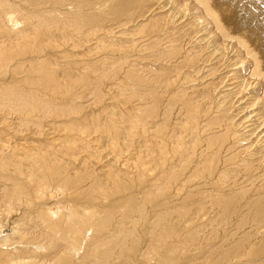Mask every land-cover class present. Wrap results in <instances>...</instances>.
I'll return each instance as SVG.
<instances>
[{"label": "bare ground", "instance_id": "1", "mask_svg": "<svg viewBox=\"0 0 264 264\" xmlns=\"http://www.w3.org/2000/svg\"><path fill=\"white\" fill-rule=\"evenodd\" d=\"M77 1L0 0V264L134 260L138 224L174 233L165 201L210 202L221 252L264 261V0H150L132 19L140 0H115L103 29Z\"/></svg>", "mask_w": 264, "mask_h": 264}, {"label": "rangeland", "instance_id": "2", "mask_svg": "<svg viewBox=\"0 0 264 264\" xmlns=\"http://www.w3.org/2000/svg\"><path fill=\"white\" fill-rule=\"evenodd\" d=\"M75 1H77V0H75ZM77 2L81 4L82 8H84L86 5H90L91 10L94 12H98V13L99 12H103V13L108 12V13H110L111 10H113L115 8L114 4L116 1L115 0H78ZM144 2H146L145 5H144ZM149 3H150V0H140L137 7L129 10L131 12L130 19L134 18V16H136V15H139V13L142 10H144L146 8V5H148ZM82 11H84V10H82ZM113 16H114V18H113ZM113 16H111V13H110V15L104 14L102 16L103 20L98 27L100 29H103L104 27L110 26L111 23H114V22L118 23V21L123 19V17L121 15L113 14ZM112 18H113V20H111ZM144 23H145V21H144ZM54 25H57V24H54ZM115 25H116V23L112 24L111 26H115ZM120 26H122V25H120ZM148 29L149 28L147 25V21L145 24L142 25V28H141V31H143L142 33H137L138 29H137V32H135V30L130 31L128 29H125L126 31H124L123 33L125 35L128 34V36L130 35V37H128L127 39H123V40L118 39L119 41H117V44H119V45L120 44L131 45L133 40L131 41L130 38L132 37V35L134 38L135 36H139V34L146 33L148 31ZM132 31L135 33H130ZM120 36H124V35H120ZM69 37L72 38L71 36H69ZM64 39L65 38L56 39V40H52V42L54 43L55 41H58V40L63 41ZM108 42L109 41L107 39L106 43L98 45L100 47L99 49H94V51H90V52L88 51L89 54H93V56H95V57H93V56H90V57H93V58H96L97 60H99L100 57L98 55H101V54L105 55V53H107V51L106 50L104 51V49H101V48L106 47L108 49V48L112 47L111 46L112 44H109ZM83 48L84 47H82L81 49H78V50L79 51L84 50ZM96 50H98V51H96ZM150 60H151V58L146 56V57L142 58L140 60V62L135 61V65L136 66H140V64L144 65L147 62H149ZM164 60H166V59H164ZM130 61H132V59L129 60V58H128V62H130ZM155 62H157V61H155ZM239 69L241 72H246V70H245L246 68L244 66L239 67ZM182 70L184 71L185 68L182 67L181 71ZM181 74H182V72L179 73V75H178L179 78H181V77L184 78L183 74L182 75ZM173 75H175V74H173ZM192 75L194 76V74L192 72L189 74H186L185 78L190 79L193 77ZM189 91H191V89ZM191 96L195 97V93ZM94 108H96V107H94ZM94 108H92V109H94ZM82 111H85V110H82ZM95 111H96V109H94L93 112H95ZM87 117L89 119V117H90L89 114L87 115ZM171 154H173V153H170V155ZM238 189H233V190H238ZM246 193L247 192H245L244 196L245 197L247 196V199H248L251 192L249 194H246ZM262 194H264V192H262L261 195ZM159 195L160 194L155 193V195L153 196V199H157L159 197ZM136 202H138V201H136ZM136 202H134V203H136ZM161 202H163V201H139V205L141 208H145L149 212L150 210H153L151 208H153L156 204H159ZM202 202H203V204H198V201H171V202L165 201L164 202V203H166L165 207L171 208V209L176 211L175 213L174 212L172 213L173 216L171 215L169 217L170 220H172L174 217V220L172 223H171V221H169L170 226H171L170 228L174 233L171 234V233L167 232L165 234V236L163 237L162 242L161 241L159 242L156 240H155V242L154 241L150 242L149 236L142 229H140V225L143 224V222H142V223L138 224L137 229H136L137 232L134 234L135 236L133 235L132 242L135 241V242H133V245L136 246L135 248L138 249L144 241V244L146 243V246H147V248H146L147 251L145 250L146 252H144V255L143 254L139 255L134 260H131L130 258L126 257V255L128 253L125 254L122 252L123 256L118 257V255H115L114 257H116V258H114V260L118 259L116 261H122V264H124V263L125 264H236L235 260L237 258L235 257V255L233 253L231 254V252H229L230 250H227L228 252H226L224 254H223L224 251L221 252V242H222L221 237L223 236V233H222L223 228H222V224L220 221V217H218L219 214L217 216V213L219 210H217L214 206L212 208L211 205L209 204L210 202H207V201H206V203L204 201H202ZM235 202L237 204H241L244 201H235ZM191 203H192V205H191ZM193 203H194V205H193ZM188 204H190V205H188ZM199 205H202V206H199ZM126 206H127V208H129L128 205H125V209H127ZM130 206H131V204H130ZM198 206L201 209L198 208ZM237 207L238 208L234 209L231 214L236 215L238 211L243 209V206H241V205H238ZM113 212L114 213H120V209L117 207V209H115ZM199 214H201V215H199ZM232 216L234 217V215H232ZM193 217H195V218L193 219ZM231 220H232V218H231ZM101 222L103 223L105 221H103V219H102ZM106 222H108V219L106 220ZM180 223H181V225H180ZM185 223H187V225ZM108 226H110V225H108ZM227 226H229V225H227ZM139 230H140V232H139ZM262 232H264V231H262ZM167 234H169V235H167ZM141 236H142V238H141ZM135 238H136V240H135ZM167 243L173 247V250H170V251L167 250V247H166ZM151 245H152V247H151ZM218 246H219V248H218ZM231 246L233 247L234 244H232ZM154 247H155V249H154ZM247 251H248V249H247ZM250 251L252 254V250H250ZM226 254H227V256H226ZM263 254H264V248L261 247L254 252L253 256L255 258H258V260H259V258H261V257L264 258ZM241 255H243V258H244V256H246L247 254L245 252ZM121 257H122V259H121ZM161 258H163V260H165V261H163V260L161 261L160 260ZM166 258H168V259H166ZM128 260H129V262H128ZM242 261H243V263H246L243 259H242ZM254 264H264V261L259 260V261H256V263H254Z\"/></svg>", "mask_w": 264, "mask_h": 264}]
</instances>
